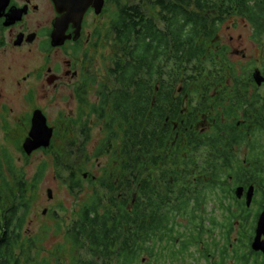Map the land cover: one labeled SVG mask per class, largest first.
<instances>
[{
	"label": "trees",
	"instance_id": "1",
	"mask_svg": "<svg viewBox=\"0 0 264 264\" xmlns=\"http://www.w3.org/2000/svg\"><path fill=\"white\" fill-rule=\"evenodd\" d=\"M116 6L106 80L99 84L96 102L86 96L79 99L101 122L104 137L89 155L92 128L89 120L82 123L81 112L69 128L76 137L58 146V125L51 145L39 149L52 160L42 161L33 176L5 156L8 173H0L3 264L53 261L40 256V236L27 228L33 196L50 164L60 178L66 174L73 194L80 198L86 192L71 215L60 205L52 212L59 219L60 212L67 214L62 219L65 241L78 251L66 264H141L144 241L161 232L159 212H164L163 221L181 214L172 201L173 184L166 182L169 169L160 178L151 177L149 187L144 178L147 165L156 172L172 162L179 120L188 142L198 139L194 133L200 126L211 128L204 137L211 141L213 170L219 164L225 171H264V83L254 78L257 71L264 76V0H116ZM239 18L249 24L261 50L259 60L242 65L220 38L223 27ZM19 150L30 156L22 146ZM106 155L109 167L95 180L87 162L91 156ZM258 164L261 167L254 169ZM169 174L173 178V169ZM239 244L227 240L229 257L239 252ZM112 247L122 250L114 262ZM243 249L245 264L258 254L250 242H243Z\"/></svg>",
	"mask_w": 264,
	"mask_h": 264
},
{
	"label": "flooded vegetation",
	"instance_id": "2",
	"mask_svg": "<svg viewBox=\"0 0 264 264\" xmlns=\"http://www.w3.org/2000/svg\"><path fill=\"white\" fill-rule=\"evenodd\" d=\"M96 1L88 7L81 21L76 18L63 26L60 23L58 29V20L67 12H59L54 0H0V130L7 128V119L2 114H10L14 110L7 101L3 102L4 95H9L7 84L16 88L14 81L22 71L21 65L26 74L18 82L19 94L23 98H19L17 107L20 109L25 102L30 109H26L25 117L15 119L20 130L27 133L31 130L37 109L45 114L54 132L58 125L72 128L73 120H77L81 112L84 114L82 123L89 120V126L94 129L92 119L96 117L81 107L79 99L85 96L98 99L97 90L100 82L106 80L105 62L108 60L107 56L100 61L99 54L104 47L113 49L117 9L116 0H104L101 7L96 6ZM54 31H65L63 42L53 43ZM37 81L42 82L44 95H40ZM22 84L24 93H21ZM57 93L78 100L80 113L76 118L51 120L45 107L35 105L38 98L53 100ZM177 96H182L181 91L177 92ZM63 121L66 123L62 124ZM96 121L101 124L98 118ZM181 124H184L182 117ZM210 130L207 126H200L198 132L194 133L198 139L188 142L179 120L175 125V156H172V162L164 164L156 172L151 171L148 165L145 167L147 187L153 184L151 177L156 175L160 178L163 170L169 169L166 182L173 184L172 201L179 205L181 214L175 219L163 221L164 212H159V216H162L159 223L162 224L161 232L144 241L141 264H227L230 259L233 264H245L243 242L252 244L260 215L264 211V171L237 172L236 168L225 171L224 166L219 164L218 170H213L211 141L204 137ZM22 139L16 138L13 143L17 147L22 146ZM93 157L98 161L104 156ZM260 164L254 169L260 168ZM232 165L235 166L236 162L233 161ZM106 168H103L101 175L95 174V180L104 175ZM172 169L173 178L169 174ZM85 177L88 175L85 174ZM251 187L253 194L248 204ZM240 189L242 192L238 194ZM129 210H133L132 205H129ZM147 210L150 213L149 208ZM184 211L186 214H182ZM217 212L220 213L218 216ZM229 238L232 243H240L241 246L238 253H231V257L226 249ZM65 247H71V257L64 259L59 252L50 253L51 264L70 263L78 254L66 241ZM121 251L117 247L111 248L113 262ZM17 253L14 254L16 257ZM257 253V256H251L247 264H264V254ZM59 256L62 258L60 262ZM127 264L133 263L128 261Z\"/></svg>",
	"mask_w": 264,
	"mask_h": 264
},
{
	"label": "rangeland",
	"instance_id": "3",
	"mask_svg": "<svg viewBox=\"0 0 264 264\" xmlns=\"http://www.w3.org/2000/svg\"><path fill=\"white\" fill-rule=\"evenodd\" d=\"M129 1L133 2V0ZM251 34L252 31L249 24H246V22L240 18L230 21L229 26L225 28L223 27L221 31V40L229 44L231 54H234L232 55V57H234V61H237L240 65L248 64L261 58L260 47L253 41ZM105 48L106 47L100 50V61L103 60L104 57H109L113 52V49L110 50L109 47ZM36 62H38V60ZM108 63L109 62L107 60L105 62L106 66H108ZM259 64L261 65L260 61ZM20 69L22 71L19 72L14 81L16 88L13 89V87L8 86L7 84L9 95L5 94L3 97V102L7 101L14 110L11 111L10 114H2L7 119V128H3L1 126L3 129L0 130V173H8L9 162L5 156H9V158L12 159L13 164L18 169L26 170L31 177L35 174L42 161H48L50 163L52 158L50 155H47L45 152L39 150L34 151L30 154V156H28V158H26V156L19 150V147L16 146L17 144L15 145L13 143L14 139L18 138L20 140V138H23L20 144L23 145L30 132L28 131L27 133L26 131L20 130L17 125V121H15L16 117H25L26 109H30L25 102L24 104L22 103L20 109L17 107V101H20V97L21 99L23 98L22 94H19L18 82H20L22 76L26 74L22 65ZM4 70L6 73V69ZM20 87H22L21 93H24V85L22 84ZM36 87L38 88L40 95H44V86L42 82L37 81ZM61 95L64 94L57 93L56 96L53 97V100L49 99L46 101L39 100L38 98L35 105L45 107L51 120H60V118H62L65 119V121H68L69 119H73L72 117L76 118L80 113L78 100L68 99L62 97ZM91 99L93 102H96L97 100L95 97L89 98V100ZM65 121H63L62 124H65ZM92 122L94 129L91 132V138L86 146V151L89 155L94 153L98 143L104 137L102 125L98 124L96 118L92 119ZM73 137H76V135L72 133V131H69V128H64L60 125V136H57L55 140L57 145L60 146L66 139H71ZM80 159L83 161L84 156H81ZM104 167H109L108 156H104L98 161L95 157L91 156V160L87 162V171L93 172L94 174L101 175ZM65 180L66 174L64 178H60L54 167L50 164L39 189L33 196V205L28 217L27 228L33 236H40L41 241L39 243V247L42 249L40 251L41 257L49 258L50 253L56 251L59 252L64 259H66V257L70 258L72 255L71 247H65V233L62 228V219L63 217L65 218L67 214L60 212L59 219L53 216L52 212L60 205L59 207L66 210L71 215L75 209L79 208V203H81L80 201L86 196V192H83L84 195L79 198L78 194H73L71 192ZM49 189L52 190V198H49ZM45 210L46 213L44 212ZM218 214L220 213L217 212V216ZM70 215H68V218H70ZM227 264H233L232 260L230 259Z\"/></svg>",
	"mask_w": 264,
	"mask_h": 264
},
{
	"label": "water",
	"instance_id": "4",
	"mask_svg": "<svg viewBox=\"0 0 264 264\" xmlns=\"http://www.w3.org/2000/svg\"><path fill=\"white\" fill-rule=\"evenodd\" d=\"M94 0H54L57 10L61 13L67 12L64 17L58 20V24L56 25L59 29L60 23L66 24L69 21H75L77 18L78 21H81L84 13L88 9V7L93 3ZM104 0H97L96 6H102ZM66 26V25H64ZM65 31H54L53 33V43L59 44L63 42L65 36ZM254 78L259 85L264 83V76L260 73V71L255 72ZM54 136V129L50 127L48 124L47 117L42 112V110H36L32 120V128L29 132L28 137L24 141L22 147L27 155L32 154L34 151L39 150L41 148H48ZM242 190L238 191L240 194ZM253 194V188L251 187L248 193V204L251 201ZM49 198L53 197L52 190H48ZM46 213V210L44 211ZM264 211L261 213L259 222L256 229V236L251 244L252 250L255 252H262L264 254Z\"/></svg>",
	"mask_w": 264,
	"mask_h": 264
}]
</instances>
